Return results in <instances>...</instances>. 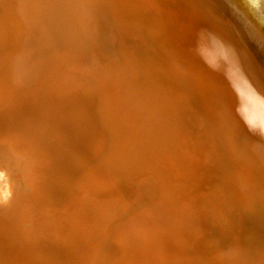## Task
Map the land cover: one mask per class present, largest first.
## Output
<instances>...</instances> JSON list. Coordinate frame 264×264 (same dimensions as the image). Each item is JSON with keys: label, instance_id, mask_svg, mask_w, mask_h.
<instances>
[{"label": "clouds", "instance_id": "obj_1", "mask_svg": "<svg viewBox=\"0 0 264 264\" xmlns=\"http://www.w3.org/2000/svg\"><path fill=\"white\" fill-rule=\"evenodd\" d=\"M216 3L0 0V264H264V77L249 119Z\"/></svg>", "mask_w": 264, "mask_h": 264}, {"label": "bare ground", "instance_id": "obj_2", "mask_svg": "<svg viewBox=\"0 0 264 264\" xmlns=\"http://www.w3.org/2000/svg\"><path fill=\"white\" fill-rule=\"evenodd\" d=\"M219 10L224 15L212 13L210 23L199 33V55L231 81L240 97L247 101L242 111L249 119H257V101L237 70V59H245L258 77H264V0H230L228 6L221 3ZM234 73L236 78L232 76ZM97 187L98 195L110 192L102 182Z\"/></svg>", "mask_w": 264, "mask_h": 264}, {"label": "rangeland", "instance_id": "obj_3", "mask_svg": "<svg viewBox=\"0 0 264 264\" xmlns=\"http://www.w3.org/2000/svg\"><path fill=\"white\" fill-rule=\"evenodd\" d=\"M222 3V2H221ZM220 3V0H217V3L214 4L213 6V13L216 14V15H219V16H223L224 14L219 10V5L221 4ZM218 4V5H217ZM207 26V25H206ZM226 62V61H225ZM227 63V62H226ZM228 64V63H227ZM261 65H263V63H261ZM263 67V72H264V65L262 66ZM236 72V71H235ZM232 76H237V73H234V75ZM231 76V77H232ZM236 78V77H235ZM234 78L235 82L237 81L236 79ZM233 80V79H232ZM105 192V191H104ZM109 193V194H108ZM107 194L108 195H105V196H109L111 194H114V193H111V192H108ZM101 198H104L105 196H102V195H99Z\"/></svg>", "mask_w": 264, "mask_h": 264}]
</instances>
